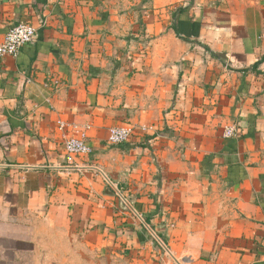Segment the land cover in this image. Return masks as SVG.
Instances as JSON below:
<instances>
[{
  "label": "crops",
  "instance_id": "0c3cea01",
  "mask_svg": "<svg viewBox=\"0 0 264 264\" xmlns=\"http://www.w3.org/2000/svg\"><path fill=\"white\" fill-rule=\"evenodd\" d=\"M22 21L0 264H264V0H0V42ZM127 122L150 130L110 144ZM72 125L93 152L69 162Z\"/></svg>",
  "mask_w": 264,
  "mask_h": 264
},
{
  "label": "built area",
  "instance_id": "2783aa9c",
  "mask_svg": "<svg viewBox=\"0 0 264 264\" xmlns=\"http://www.w3.org/2000/svg\"><path fill=\"white\" fill-rule=\"evenodd\" d=\"M37 35L38 29L29 22L22 21L12 26L0 42V58L7 55H18L24 45L36 41ZM57 126L59 130L63 131L69 125L65 120L59 119ZM72 126L75 133L65 136L63 140L65 156L69 162L76 156L90 155L93 152V148L87 143L84 130L79 129L78 125ZM138 130L146 132L150 130V127L146 125L136 126L131 122L113 126L109 129L107 140L110 144L129 142L136 136ZM239 132L240 126L237 123H232L224 127L223 137L236 138Z\"/></svg>",
  "mask_w": 264,
  "mask_h": 264
},
{
  "label": "trees",
  "instance_id": "16d2710c",
  "mask_svg": "<svg viewBox=\"0 0 264 264\" xmlns=\"http://www.w3.org/2000/svg\"><path fill=\"white\" fill-rule=\"evenodd\" d=\"M182 11H184V8H180V9H179V12H182ZM175 30H176L177 33H179L176 27H175ZM212 53H213V52H212ZM213 55H215V54H213ZM263 61H264V57H262V59H260L259 61H257V62L252 66V68H256V67H257L261 62H263ZM146 221L149 222L148 219H146Z\"/></svg>",
  "mask_w": 264,
  "mask_h": 264
},
{
  "label": "water",
  "instance_id": "95a60500",
  "mask_svg": "<svg viewBox=\"0 0 264 264\" xmlns=\"http://www.w3.org/2000/svg\"><path fill=\"white\" fill-rule=\"evenodd\" d=\"M118 190V189H117ZM120 194V196H122L123 200L130 206V204L127 202V200L124 198V196L118 192ZM131 207V206H130ZM151 232L154 234V236L165 246V244L162 242V240L157 236V234L154 233V231L152 229H150ZM166 247V246H165Z\"/></svg>",
  "mask_w": 264,
  "mask_h": 264
}]
</instances>
